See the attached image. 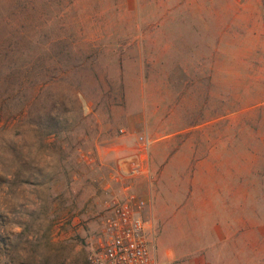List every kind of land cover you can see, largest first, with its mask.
Wrapping results in <instances>:
<instances>
[{
  "label": "rangeland",
  "instance_id": "374dc122",
  "mask_svg": "<svg viewBox=\"0 0 264 264\" xmlns=\"http://www.w3.org/2000/svg\"><path fill=\"white\" fill-rule=\"evenodd\" d=\"M131 3L0 0V264H87L102 181L133 148L120 123L139 88L134 40L122 36L135 30ZM216 3L205 30L221 33L223 52L205 54L187 107L201 94L203 120L220 115L223 141L239 145L241 245L230 264H264V0Z\"/></svg>",
  "mask_w": 264,
  "mask_h": 264
},
{
  "label": "crops",
  "instance_id": "0c3cea01",
  "mask_svg": "<svg viewBox=\"0 0 264 264\" xmlns=\"http://www.w3.org/2000/svg\"><path fill=\"white\" fill-rule=\"evenodd\" d=\"M131 5L135 30L122 36L128 45L134 40L139 88L136 106L121 118L128 131L121 144L134 147L142 133L150 140V175L134 181V188L146 201L142 216L154 257L159 264H230L241 245L239 145L223 141L217 128L220 115L203 120L210 114L201 111V94L197 109L187 107V95L203 81L205 54L223 52L221 33L209 36L205 30L210 18L206 8L218 4L134 0ZM187 7L195 13H187ZM126 68V61L121 62L123 83ZM210 68L224 69L218 62ZM151 85L166 89L156 94Z\"/></svg>",
  "mask_w": 264,
  "mask_h": 264
},
{
  "label": "built area",
  "instance_id": "2783aa9c",
  "mask_svg": "<svg viewBox=\"0 0 264 264\" xmlns=\"http://www.w3.org/2000/svg\"><path fill=\"white\" fill-rule=\"evenodd\" d=\"M149 146L147 133H142L130 151L116 155L101 186L108 200L92 236L87 264H159L142 216L146 201L134 188V181L150 175Z\"/></svg>",
  "mask_w": 264,
  "mask_h": 264
}]
</instances>
